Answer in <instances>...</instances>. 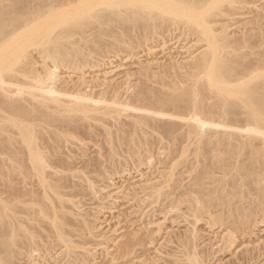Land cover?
<instances>
[{
  "label": "bare ground",
  "instance_id": "bare-ground-1",
  "mask_svg": "<svg viewBox=\"0 0 264 264\" xmlns=\"http://www.w3.org/2000/svg\"><path fill=\"white\" fill-rule=\"evenodd\" d=\"M241 1L245 0H0V52L11 37L26 31L21 43L33 38L40 48L35 55L25 53L27 61L24 54L20 70L0 56V71L17 74L14 78L22 87L13 89L0 75V134H7L0 139V165L6 169L0 175L7 194L0 200V264H36L34 246L40 248L43 242L50 247L47 251L67 249L65 259L54 264L94 263L100 253L80 249L82 258L74 251L82 248L77 238L88 234L96 239L94 244L105 246L103 251L98 248L106 258L99 264H223L222 258L216 260L218 254L228 253V258L240 238L253 240L260 222L264 225V34L259 30L232 40L222 35L223 30L217 34L210 22L227 11L226 5ZM175 24L206 43L185 75L175 77L183 70L175 63L176 68L170 65L158 75L149 66L141 69L135 84L108 81L106 73L103 80L98 74L92 80L85 76L84 67L101 66L122 43L120 38L136 35L143 40L156 28ZM259 48L262 51L255 50ZM61 66L82 76L60 75ZM156 76L160 89L150 83ZM13 94L20 98L14 100ZM207 99L213 101L206 103ZM88 140L101 143L98 149L103 150L90 156V148L84 146ZM163 149L169 150L166 158L158 155L163 167L158 164L161 168L141 176L138 168L149 162L147 154ZM129 166L138 170L141 182L129 178L131 183L119 188L115 182L121 176L115 181L112 175L125 176ZM98 180L103 183L100 191ZM118 190L129 205L128 213L123 212V229H131L121 242L118 220L115 230L105 225ZM99 194L102 204L97 207L102 209L97 215L91 212L94 207L85 210L74 201L77 196L96 200ZM174 212L184 226L177 239L170 237L177 247L165 252L170 255L165 261L167 255L158 244L163 222L152 219L158 214L169 219ZM136 215L146 220L137 219L138 225ZM198 224L215 240L206 244L208 237L204 242L198 235ZM151 225L157 226L155 236H142L154 228ZM241 252L224 264H257L254 252Z\"/></svg>",
  "mask_w": 264,
  "mask_h": 264
},
{
  "label": "rangeland",
  "instance_id": "rangeland-1",
  "mask_svg": "<svg viewBox=\"0 0 264 264\" xmlns=\"http://www.w3.org/2000/svg\"><path fill=\"white\" fill-rule=\"evenodd\" d=\"M246 1V0H245ZM245 1H241V3H239L238 5L240 6H235V5H232V6H234V7H232V6H230V5H226L225 6V8H223V9H227V11H223V12H220L219 14H220V16L219 17H214V18H211L210 19V22H211V24H212V27L217 31V34H221L222 32H225V33H222V35L223 34H226V35H228V37L230 38V39H232V40H235V38H236V40L237 39H241V38H244L243 37V35L242 34H244V36L245 37H247V36H254V35H251V34H253V33H259V30L260 31H263L264 32V30H263V28H264V26H262V25H264V13H262V12H264V0H253V1H249V0H247V1H249V3L248 4H245V3H243V2H245ZM252 2V3H251ZM247 3V2H246ZM229 7H231L230 9H232L231 11H233V12H235V13H232V12H230V9H229V11H228V8ZM238 7V8H237ZM238 10H237V9ZM240 8V9H239ZM260 8H261V10H260ZM234 9H236L237 11H235ZM258 9V10H257ZM256 12H255V11ZM263 10V11H262ZM259 11V12H258ZM230 14H228V13ZM224 13V14H223ZM226 13V14H225ZM253 13V14H252ZM218 14V15H219ZM221 14H223V15H226V16H223V15H221ZM229 16H228V15ZM235 14H236V16H235ZM244 14V15H243ZM256 14V15H255ZM263 14V15H262ZM255 15V16H254ZM256 16H258V18L256 17ZM235 17V18H234ZM255 17V18H254ZM233 20H231V19ZM235 19V20H234ZM262 19V20H261ZM256 20V21H255ZM261 20V21H260ZM239 21V22H238ZM258 21V22H257ZM247 22V23H246ZM258 24H257V23ZM263 22V23H262ZM251 23V24H250ZM262 25H261V24ZM223 24H225L227 27H224L225 25H222ZM247 24H249V25H247ZM178 25V24H177ZM176 24L175 25H172V27H171V25H169V26H166V27H162V28H160L159 27V29H155L156 31L154 32V33H152V34H150V35H148V37H146L145 39H143V40H138V39H135V37H136V35L135 36H132V37H124V38H120V39H122L123 41H121L122 43H119L118 42V44L117 45H119L118 46V48L117 49H115L114 50V52L113 53H110V54H108V55H110V57L107 55L106 57H107V59L105 58V59H103V64L100 66V64H101V62H100V64H99V66H97V68L95 67V66H91L90 68H89V66H88V68L87 67H84V70L86 71L85 72V76L86 77H88V80H92L93 78H96V74H98L99 76L101 75V77H103V78H101L102 80L103 79H105V77L107 76V78H108V81H115V82H121V81H129V83L131 82L132 84H135L136 82H137V76H139L140 75V73H141V69L144 71V69H146V68H148V66H149V70H151L150 72H152V73H156V75H158V74H161L162 73V71L163 70H166V69H171V66L172 65H174V66H172V68H176L175 67V63H177L176 64V66L178 65L179 67L181 66L182 68L181 69H183L182 71L180 70V72L181 73H178L177 74V76H175V77H179L180 75H185V73L189 70V66H191L194 62H195V59L197 58V55H198V53L200 54L201 52H203V51H201V50H203V49H205L206 48V43L205 42H203L202 43V41L200 40V38L198 37V35H195V34H193V33H188V31L187 30H185L182 26H180V25H178L179 26V28H178V26H177ZM247 25V26H246ZM258 25V27L257 28H259V27H261L262 28V30L259 28V29H257V28H255L256 26ZM175 26V27H174ZM170 27V28H169ZM222 27H224V28H226V30L223 28L222 29ZM183 28V29H182ZM174 29V30H173ZM178 29V30H177ZM180 29V30H179ZM257 29V30H256ZM176 30V31H175ZM223 30V31H222ZM228 30V31H227ZM172 31V32H171ZM182 31V32H181ZM220 31H222V32H220ZM252 31V32H251ZM257 31V32H256ZM19 32H23V31H19ZM27 32V31H26ZM26 32H24L23 33V35L24 34H27ZM263 32H261L262 34H264ZM189 35H188V34ZM228 33H230V34H228ZM247 33V34H246ZM246 34V35H245ZM249 34V35H248ZM21 35L22 34H15V36H13V37H11V38H13L12 40L11 39H9V41H8V43L6 44H4V45H6V46H2V48H4V50H2L1 52H0V56L2 57V58H5V59H7L9 62H12L11 64H13L14 65V68L15 69H21L22 67H24L23 65H25V64H23V62H21V60L22 61H24L22 58H25V57H23L24 56V54L25 53H29L30 54V52H33V55H35V52H38L39 50H40V48H38V46H37V48L39 49H37L36 48V46H35V39H33V38H28L27 39V41L28 42H25L24 44L23 43H21V39L23 38V37H21ZM22 35V36H23ZM191 35V36H190ZM195 35V36H194ZM197 36V37H196ZM240 36V37H239ZM235 37V38H234ZM29 39L31 40V41H29ZM109 39V38H108ZM11 40V41H10ZM22 40H24V39H22ZM110 40V42L111 41H114V39H112V38H110L109 39ZM26 41V40H25ZM22 42H24V41H22ZM123 42H125V43H123ZM34 45V46H33ZM203 46V47H202ZM1 47V46H0ZM1 49V48H0ZM37 49V50H36ZM244 49H246V51H248V52H251L250 51V49L249 50H247L248 48H244ZM34 50H36L35 52H34ZM200 50V51H199ZM206 50V49H205ZM204 50V51H205ZM255 50H261L262 51V48L260 49H255ZM254 50V51H255ZM245 51V50H244ZM1 53H2V55H1ZM29 54H25V56L27 57V58H25V61H27L26 59H28L29 57ZM31 55V54H30ZM199 56V55H198ZM95 57H96V54H95ZM194 57V58H193ZM196 57V58H195ZM109 63V65H108V63ZM192 61H193V63H192ZM107 64H105V63ZM24 63H26V62H24ZM189 63H191V64H189ZM149 64V65H148ZM65 66H66V64H64ZM68 65V64H67ZM171 65V66H170ZM184 67H183V66ZM64 66V67H65ZM104 66V67H103ZM108 66V67H107ZM147 66V67H146ZM177 66V67H178ZM2 66H0V68H1ZM62 67V68H61ZM60 68H59V74L60 75H64V74H69V73H71V75L73 76H71L72 78H74V79H78L80 76H82L81 74H79V73H81V72H75L74 71V73H73V71H72V69H71V71L69 70V72H67L68 71V69H64L63 68V66H61ZM94 67V68H93ZM100 67H102V68H100ZM144 67V68H143ZM87 68V69H86ZM107 68V69H106ZM184 68H186V69H184ZM107 71H106V70ZM3 70V69H2ZM67 70V71H66ZM105 70V71H104ZM64 71V72H63ZM78 71V70H77ZM142 71V72H143ZM177 71V70H176ZM186 71V72H185ZM1 72V71H0ZM103 74H102V73ZM78 73V74H77ZM92 73V74H91ZM104 73H106L105 74V77L103 76L104 75ZM109 73V74H108ZM3 75L2 77L4 78V79H9V81H11L12 83H11V85H12V88L15 86V88L17 87V88H20L21 86H19V84L16 82V79L14 78L16 75H14L13 74V76L12 75H10V74H12V73H10V72H7V71H3V72H1L0 73V75ZM88 74V75H87ZM174 74H176V73H174ZM173 74V75H174ZM79 75V76H78ZM95 75V77H93ZM11 76H12V78H11ZM92 77V78H91ZM127 77V78H126ZM107 78H106V80H107ZM14 79V80H13ZM23 79V78H22ZM21 79V80H22ZM13 80V81H12ZM8 81V83L10 84V82ZM127 81V82H128ZM14 82H15V85H13L14 84ZM7 83V85H8V87L9 86H11V85H9ZM150 83L156 88H158V89H160L161 88V85L159 84V82H158V78H157V76L152 80L151 79V81H150ZM17 85V86H16ZM6 86V85H5ZM7 87V86H6ZM15 88H13V89H15ZM22 88V87H21ZM15 95H16V97H15ZM13 96V98H14V100H16L19 96L17 95V94H13L12 95ZM12 98V99H13ZM20 98V97H19ZM18 98V99H19ZM213 100H208L207 99V102L206 103H210V102H212ZM4 115V117H8V115L7 114H3ZM10 116V115H9ZM11 117V116H10ZM9 117V118H10ZM12 118V117H11ZM14 118V117H13ZM16 118V117H15ZM17 119V118H16ZM2 120H3V118H2ZM1 121V120H0ZM216 130H219V129H216ZM1 133H4V134H0V137L1 136H3L2 138H0L1 140L3 139V141L5 140V138L7 137H5V135H7L5 132H1ZM9 135V134H8ZM3 141H2V143H1V141H0V143L3 145ZM90 142V143H89ZM166 142V141H165ZM79 143V142H78ZM85 143V142H84ZM84 143L83 144H81V145H84ZM96 144H97V142H95ZM95 143H93V142H91V141H87V143H85V144H88V145H84V146H86L85 148L87 149V148H90V149H87V151H88V154L90 155V156H96L97 155V152H99V151H102L103 149H98L99 147H103V146H101L100 144L101 143H99L98 142V144H97V146H96V148H95V146H93ZM0 144V145H1ZM1 145V146H2ZM0 149H2L1 147H0ZM94 151H96V152H94ZM159 151V150H158ZM157 150H155L154 151V153H156V152H158ZM168 151L169 150H160L159 151V153L160 154H153V153H150V154H147V161H149L148 163H147V161H146V163H147V165H143V166H141L140 168H138L140 171V174H141V176H142V173L144 172L145 174L148 172L147 170H149V173H150V171H155V170H157L156 169V166H157V168L159 167L158 166V164L159 165H164L163 163H161L160 164V160L161 159H158V157L160 156V157H163V158H166V157H168L169 156V153H168ZM94 152V153H93ZM162 153V154H161ZM96 154V155H95ZM159 155V156H158ZM153 157V158H152ZM159 157V158H160ZM163 158H162V160H163ZM149 159V160H148ZM159 160V161H158ZM161 160V161H162ZM79 161H77V163H78ZM80 163V162H79ZM155 166V167H154ZM151 167V168H150ZM163 167V166H162ZM2 167H1V165H0V174L2 173H4L5 171H6V169H1ZM149 168V169H148ZM152 168H153V170H152ZM154 168H155V170H154ZM159 168H161V167H159ZM158 168V169H159ZM124 169V168H123ZM129 171H128V174H127V171L125 172V176H123V175H117L116 173H114L113 175H112V177H113V179L116 181V179H117V177H123V178H118L117 179V181L115 182V184L117 185V183H118V186H119V188H120V186H124V185H127L126 184V182L127 183H131L130 181H132V183H135L136 181H138V184H139V182H141V180L140 179H142V177L140 176V174L137 172V171H135L134 169H132V167L131 166H129ZM132 169V170H131ZM144 169V170H143ZM131 170V171H130ZM147 171V172H146ZM130 172V173H129ZM121 173V172H120ZM148 173V174H149ZM153 173V172H152ZM1 174V175H2ZM148 174H146V175H148ZM151 174V173H150ZM149 174V175H150ZM1 175H0V200H4L5 198H6V196H7V194H6V189H5V183H4V180L2 179V177H1ZM129 175V176H128ZM137 176V177H136ZM140 176V177H139ZM111 177V178H112ZM124 177H126V178H124ZM134 177V178H133ZM139 177V178H138ZM129 178H130V181L128 182V180H129ZM126 179V180H125ZM121 180V183L119 182ZM125 180V181H124ZM134 180V181H133ZM140 180V181H139ZM99 182V183H98ZM101 182V183H100ZM15 183H17V182H15ZM14 183V184H15ZM125 183V184H124ZM102 181H100V180H98L97 181V183H96V185H98L99 187H97V189L100 191V190H102L101 188H102ZM101 186V187H100ZM100 188V189H99ZM99 191H97V192H99ZM121 190H118V193H117V195H115V196H113L114 198V201L113 202H115V203H113V202H111L110 203V205L113 203L114 205H111V208L113 209V210H111L110 211V213H108L109 211L107 210L106 212H107V214H106V218H108V223L109 224H105L106 225V227H108L109 225L111 226L110 228V230H112L113 228H114V230H115V226L118 224V230H119V232H121V234H120V238H117V242H119L120 240L121 241H123V238H124V240H125V237L127 238V236L126 235H129L130 234V230L131 229H126L127 227V224L125 225V224H123V222H124V218H125V215L124 214H126V213H128V210H127V208L125 207V205H126V200L123 202L122 200H121V197L119 198V192H120ZM106 192V191H105ZM103 193H104V191H103ZM101 194H102V192H101ZM98 197H95L96 198V200H94V198H93V200H92V196H90V197H88V196H85V197H83V196H77L76 198H74V201H80V203H82V204H79V206H81V205H83L82 206V208H88V209H91V208H95V210H94V208L93 209H91L92 211V213H94V214H96L97 215V211H99V209L101 210L102 208L100 207V208H98L99 206H100V204H102V203H100V202H98V201H100V199H99V196H100V194L99 195H97ZM101 197V196H100ZM118 197V198H117ZM90 198H91V200H90ZM122 198H124V197H122ZM99 199V200H98ZM125 199V198H124ZM2 200V201H3ZM112 200V199H111ZM110 200V201H111ZM95 201L97 202V203H95ZM121 201V202H120ZM99 203V204H98ZM119 203V204H118ZM122 203V204H121ZM124 203V204H123ZM97 204V205H96ZM116 204V205H115ZM148 204V203H147ZM87 207H86V206ZM98 206V207H97ZM118 206H120V208H121V212H120V208L118 207ZM123 206H124V208H123ZM127 207L129 206V205H126ZM153 206V205H152ZM152 206H149L150 208H149V210L152 208ZM156 206H158V205H155L154 204V206L153 207H156ZM105 207H107V206H105ZM117 208H119V209H117ZM157 208V207H156ZM97 209V210H96ZM129 209V208H128ZM86 210V209H85ZM148 210V209H147ZM95 211V212H94ZM104 211V210H103ZM125 211V212H124ZM127 211V212H126ZM120 212V213H119ZM123 212H124V214H123ZM122 213V214H121ZM116 214H118V215H116ZM175 216V212L174 213H169V219H170V221H172L173 223H174V225H173V223L171 222L170 223V221H169V219L168 218H164V216L162 217V215L161 214H158V217L155 219V217H154V219H152L153 221H155V222H157L158 221V223H160V224H162V222H163V224H162V226H163V229H164V231H163V233H162V235H161V237L163 236V238L161 239V237L159 238L160 239V241H159V243L158 244H160L161 245V248H160V252H161V254L163 255V256H166L168 253H171V251H173L174 249H175V247H177L175 244V242H176V240L175 239H173V238H176L177 239V237H178V235L177 234H179L181 231H182V228H183V226H181L180 224L182 223L181 222V220L182 219H180L179 217H174L173 215ZM140 215V214H139ZM174 217V219H173V217ZM178 215V214H177ZM21 215H19L18 214V217H20ZM114 216H116V217H114ZM161 216V217H160ZM100 217V216H99ZM117 217H118V219H117ZM121 217V218H120ZM171 217V218H170ZM114 218V219H113ZM159 218V219H158ZM163 218V219H162ZM176 218V219H175ZM112 219V220H111ZM116 219V220H115ZM131 219H132V216H131ZM133 219H135V221L137 220V219H139V216L138 215H136V217H134L133 216ZM142 219V218H141ZM141 219H139V220H141ZM144 219V218H143ZM142 219V221H145L146 219H144L143 220ZM172 219V220H171ZM180 219V220H179ZM117 220H118V222H117ZM120 220H122V222L120 223L119 221ZM139 220H137V222H138V225H140V222H139ZM161 220V221H160ZM165 220H168V221H166V222H168L167 224L166 223H164L165 222ZM173 220H175V221H173ZM114 221V222H113ZM160 221V222H159ZM177 221L179 222V223H177ZM183 221V220H182ZM116 222H117V224H116ZM112 223V224H111ZM116 225H115V224ZM169 223L170 224H172V226H170L169 225ZM176 223V224H175ZM113 224L115 225V226H113ZM124 225V227H126L125 229H123V225ZM146 224H148L147 222H146ZM164 224H165V226H164ZM182 224H184V223H182ZM202 224V223H201ZM201 224H198L197 226H201L200 228L199 227H197V232H199L198 233V235L201 237V238H203L202 240L205 242V240H207V237H208V243L207 242H205L206 244H210V242H211V240H215V238L214 237H212L214 234H212V235H207L206 233H208V232H210L209 230H207L208 228H205V226H203V225H201ZM158 225V224H157ZM168 225V226H167ZM120 226V227H119ZM152 226V225H151ZM156 226V225H155ZM155 226H152L151 228H153L152 230L150 229V231H152L153 232V230H155V229H157V228H155ZM179 226V227H178ZM258 226H260V227H258L259 229H257V230H255V232H256V234H254V235H252V236H254L253 237V240H251V239H249V241H248V239L247 240H242L241 238H240V241H243V242H241L240 243V241H238V244H237V246L238 247H234L233 248V255L231 254H229L230 256H228V258H227V255H228V253L227 254H225L224 256H220V254H218L217 256H219V257H217L216 258V260L217 259H219V258H222V261L224 262V263H227L228 261H234V260H236V257H235V254H237V256H242L243 254V252H241V251H244V254L245 253H247V252H249V254L251 255L253 252V254L255 255H253L254 257V259L257 261V264H264V262H262V261H264V252H263V250H264V225H263V222H260V225H258ZM157 227V226H156ZM176 227L178 228V229H176ZM122 228V229H121ZM169 228V229H168ZM171 228V229H170ZM203 228V229H202ZM205 228V229H204ZM216 228V231H217V228L218 227H215ZM214 228V229H215ZM108 229V228H107ZM166 229V230H165ZM181 230L180 232L178 231V230ZM219 229V228H218ZM117 230V229H116ZM124 230V231H123ZM126 230V231H125ZM172 230H173V232H172ZM175 230H176V232H175ZM201 232H200V231ZM259 230V231H258ZM261 230V231H260ZM150 231H146V230H144V233H146L147 232V234H144V233H141V235L142 236H144V237H146V238H149V237H152V235L153 236H155V234H154V232H153V234H152V232L150 233ZM169 231V232H168ZM177 231L179 232V233H177ZM203 231H205V232H203ZM149 232V233H148ZM129 233V234H128ZM170 233V234H169ZM177 233V234H176ZM204 233L207 235H204ZM259 233V234H258ZM151 234V235H150ZM167 234V235H166ZM169 234V235H168ZM172 234V235H171ZM209 234V233H208ZM118 235H119V233H118ZM123 235V236H122ZM176 237H175V236ZM202 235H204V237L202 236ZM88 236H90L89 234L87 235V238H84V237H86V236H82V238L80 239V238H77V237H75L74 238V240L77 238V242H79V244L82 246V248H77V250H75L74 249V251H78V253L80 254V256L82 257V258H84L82 255H84V254H82L81 255V250L82 251H84V252H87V250L86 249H88V251L89 250H91V253L92 254H94V255H97V254H99V256H95V258L97 259V260H95L96 262H92L93 264H99V263H101V262H105L104 260L106 259L105 258V256L103 255V254H101V252H100V250L102 249V251H103V249L105 248V246L103 245V246H98L97 244L99 243V242H95V244L93 243L94 241H96V239L94 240V239H91L92 238V236H90V238L88 237ZM123 238H122V237ZM125 236V237H124ZM167 236V238H165ZM173 236V238H170V237H172ZM206 237V239L204 240V238ZM210 237H211V239H210ZM143 238V237H142ZM169 238V239H168ZM145 239V238H144ZM165 241H164V240ZM171 239H172V241H171ZM92 240V241H91ZM94 240V241H93ZM170 240V241H169ZM40 241V239L38 240V242ZM120 241V242H121ZM168 241V242H167ZM246 241V242H245ZM170 242V243H169ZM171 242H172V244H171ZM201 242V241H200ZM248 242V243H247ZM162 243L164 244V246L162 245ZM165 243H167L168 245H165ZM118 243H116L115 242V244L114 245H117ZM243 244V245H242ZM248 244V245H247ZM251 244V245H250ZM44 245H45V243L43 242L42 244H41V247L39 248L38 246L37 247H35L34 246V250H33V255H34V257H35V262H36V264H54L56 261L55 260H57V261H62V259H65V255H67V253L65 254V250H67V249H65V248H63V247H61V246H58V248L57 247H54L53 249L55 250V253H54V250H53V252H52V250L51 251H47V249H49L50 250V247H47V248H45L44 247ZM112 245V248L114 247L113 246V244H111ZM119 245V244H118ZM117 245V246H118ZM170 245V246H169ZM96 246V247H95ZM98 246V247H97ZM163 246V247H162ZM173 246H174V248H173ZM60 247V248H59ZM106 247H109V246H106ZM165 247V248H164ZM169 247H170V249H169ZM216 247L218 248V246H215L214 248L216 249ZM252 247V248H251ZM57 248V249H56ZM84 248H85V250H84ZM92 248H96V250H93ZM100 250H99V249ZM111 248V249H112ZM165 250H164V249ZM236 248V249H235ZM243 248V249H242ZM254 248V249H253ZM52 249V248H51ZM81 249V250H80ZM117 250V248L115 247V248H113L112 250L114 251V250ZM161 249H162V251H161ZM172 249V250H171ZM235 249V250H234ZM247 251H245V250ZM249 249V250H248ZM252 249V250H251ZM261 249V250H260ZM263 249V250H262ZM115 250V251H116ZM163 250H164V252H163ZM170 250V251H169ZM252 251V253H250L251 251ZM259 250V251H258ZM94 251H96L95 253H97V254H95L94 253ZM169 251V252H168ZM256 251L258 252V253H256ZM263 253H262V252ZM62 252H64L63 254H61ZM83 252V253H84ZM159 252V253H160ZM163 252V253H162ZM167 254H166V253ZM235 252V253H234ZM240 254H238V253ZM241 252V253H240ZM103 253V252H102ZM152 253H153V251H152ZM157 254H158V252H156ZM262 253V254H261ZM65 254V255H64ZM117 254V253H116ZM161 254H158L159 255V257L162 259V255ZM54 255V256H53ZM101 255H103V256H101ZM222 255V254H221ZM258 255V256H257ZM55 256H57V257H55ZM162 256V257H161ZM168 256V255H167ZM163 257V259L166 261V258H167V260L169 259V256L168 257ZM232 256V257H231ZM234 256V257H233ZM260 256H261V258H260ZM53 257V258H52ZM152 257V256H151ZM20 258V257H19ZM22 258H24V257H22ZM105 258V259H104ZM233 258H235V259H233ZM162 259V260H163ZM66 260H67V258H66ZM103 260V261H102ZM163 260V261H164ZM228 260V261H227ZM67 261H69V260H67ZM121 261V260H120ZM162 261V262H163ZM165 261H164V263H165ZM253 261L254 260H252V262L251 263H253ZM91 262H89L90 264H92ZM136 262L138 263V260H136ZM215 262V261H214ZM222 262V263H223ZM255 262V261H254ZM18 263H19V261H18ZM223 263V264H224ZM256 263V262H255ZM20 264H26V261L25 262H21ZM28 264V263H27ZM30 264H32V263H30ZM33 264H35V263H33ZM80 264V263H79ZM82 264H84V263H82ZM85 264H87V263H85Z\"/></svg>",
  "mask_w": 264,
  "mask_h": 264
}]
</instances>
